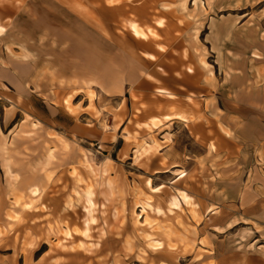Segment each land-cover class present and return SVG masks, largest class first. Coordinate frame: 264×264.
<instances>
[{"label": "rangeland", "instance_id": "1", "mask_svg": "<svg viewBox=\"0 0 264 264\" xmlns=\"http://www.w3.org/2000/svg\"><path fill=\"white\" fill-rule=\"evenodd\" d=\"M196 4L188 17L197 24L196 33L201 22L202 36L208 38L203 55L217 79L213 103L219 107L223 100L234 107L238 97L229 85L233 82L219 97L216 74L226 44L239 41L244 53L247 43L255 41L257 47L246 52L264 50L258 47L264 42V0ZM139 18L153 20L143 27L155 35L145 40L133 36L130 24ZM157 19L162 20L160 29ZM0 21L8 28L0 38V264H249V259L264 264L263 224H247L237 211L230 216L242 221L237 226L224 224L228 214L223 212L214 221L219 226L203 228L199 218L188 219L186 206L168 210L177 195L170 182L174 175L155 171L179 161L161 153L167 142L163 126L129 138L121 158L116 155L121 143H112L111 113L133 117L139 108L161 106L156 98L140 105L133 98L128 105L124 86L138 70L148 77L146 70L153 64L141 52L153 53L161 45L168 51L162 62L174 63L170 52L187 40L183 35L192 31L190 21L186 25L181 19L158 18L154 0H0ZM29 60L34 63L32 77L13 83L15 69L30 72L25 64ZM149 94L142 96L151 101ZM69 95L74 115L65 109ZM187 136L185 130L179 133L176 147L183 151L177 155L183 152L186 159L203 154V146L191 144ZM149 179L158 190L148 186ZM89 187L96 220L86 228L84 196ZM239 188H231L235 201ZM197 189H202L207 210L226 203V196L212 194L205 182ZM147 199L152 206L142 211ZM212 199L219 202L215 207ZM66 226L78 230L74 234L83 246L64 238ZM146 234L163 247L150 248Z\"/></svg>", "mask_w": 264, "mask_h": 264}, {"label": "crops", "instance_id": "2", "mask_svg": "<svg viewBox=\"0 0 264 264\" xmlns=\"http://www.w3.org/2000/svg\"><path fill=\"white\" fill-rule=\"evenodd\" d=\"M196 5V0H154L158 18L181 19L186 25L190 21L192 31L188 29V33L183 35L187 40L174 46L175 53L170 52L175 58L174 63L162 62V56L168 53L164 51V46L160 45L153 53L139 51L144 61L153 63L146 71L150 72L147 73L148 77L153 78L155 82L151 81V78L143 77L138 70L136 77L124 86L129 95L128 105H133V98L136 99L137 105L151 103L156 98V101L160 100L158 103L161 106H150L147 110L139 108V113L133 112V117L131 113L124 115L121 112L117 117L111 113L110 132L112 135L116 134L112 143H121L116 152L118 158H121L127 151L129 138L145 136L150 119L159 118V126L164 128L162 139L167 141L161 153L167 155L169 161L179 162L158 169L155 175L163 172L173 174L174 177L170 180L172 188L177 190V194L179 191L185 192L192 198V203H196L192 210L186 208L188 206L185 203L182 204L183 208L186 206L184 210L188 219L193 222L195 217L199 218L203 228L213 226L211 224L217 227L219 224L214 221L219 214L227 212L228 218L224 224L228 225L230 221V225L237 226L242 221L233 220L230 216L239 211L245 223L264 225V50L257 51V55L249 53V50L246 52L247 49L257 47L255 41L247 43L246 49L243 48L244 53L239 41L225 45V57L216 74V77L221 79L219 97H223L221 89L226 88L230 81L233 82L229 85L236 90L238 102L236 106L230 107L224 105L222 100L221 105L216 107L213 103V86L217 79L212 77L207 54L203 55L208 38L202 36L201 22L196 33L197 24L194 25L188 17V14H191L188 12L195 11ZM148 21L153 22L140 18L133 22L147 30L143 25ZM157 21L159 19L156 23L160 29L163 26ZM6 32L0 38L4 37ZM218 33L221 34L222 30H218ZM260 44L262 45L258 47L264 46L263 41ZM150 54L154 55V58L149 57ZM25 64L30 72L24 75L21 70L15 69L10 76L13 83L32 77L34 71L31 68L34 63L29 60ZM159 88L165 89L173 96L159 93ZM147 91L150 92L151 101L148 96H142V93L147 94ZM226 96L225 94V98ZM196 103H199L201 108H196ZM117 108L118 106L115 110ZM167 115H170V118L167 119ZM182 130L188 134L191 144L200 143L203 146V154L192 153V157L186 159L182 156L183 152L177 155V151H183L176 147L179 143L178 135ZM131 147L133 151L134 146ZM204 182L209 184L212 194L226 196V207L223 204L217 206V210H207V206L200 199L203 197L202 189H197V186H202ZM236 184L240 188L237 190L235 201L231 198V188ZM212 203L215 207V203L219 202L212 199ZM248 262L252 264L250 259Z\"/></svg>", "mask_w": 264, "mask_h": 264}, {"label": "bare ground", "instance_id": "3", "mask_svg": "<svg viewBox=\"0 0 264 264\" xmlns=\"http://www.w3.org/2000/svg\"><path fill=\"white\" fill-rule=\"evenodd\" d=\"M116 1H118V0H109V3L114 4ZM158 23L162 24V20H159ZM130 30H131V33H133V35L135 37L141 38V39H147L151 35H155V33L152 29L149 28L147 30H144L142 27H140L137 23H134V22H132L130 24ZM6 31H7V28L0 21V36H2ZM149 57L154 58V55L150 54ZM157 91L159 93H165L171 97L173 96V95H171L170 92L165 91V89H163V88H159V89H157ZM76 93H78V92H76ZM87 94L89 95V97L93 98V90L89 89ZM64 104H65V109L67 112H70V114H72V115L77 113L76 109H75V104L73 105V96L72 95H69L65 98ZM166 118L167 119L170 118V115H167ZM159 123H160L159 118L153 117L150 119V121L147 123V125L150 129H152V128H157L160 125ZM72 173L75 174V171H73ZM147 183H148V186H150L152 190H154V189L158 190L159 189V187H157V188L153 187L150 179H149V181H147ZM36 192H37V188H33V190L31 191L32 194H35ZM92 196H93V191H92L91 187H89L85 191V196H84L86 199V204L84 206V210H85L86 214H88V220L86 222V228L89 226L90 223H92L96 220V217L93 214L95 209H96L95 208L96 202L92 198ZM149 200L150 199H147L146 201H144L142 203V211L144 209L146 210L147 208H150L152 206ZM183 203H185L187 206L193 205L192 198L190 196H188L185 192L179 191L178 194L176 196H173V198L171 199V201L169 203L170 206H169L168 210L170 212H172L175 209H179L182 207ZM26 207L28 209H31L32 208L31 203L26 204ZM161 211H162L161 209H157V212L161 213ZM140 216H141V213H138L137 214V221L139 220ZM88 230L89 229H86L84 231L85 232L84 234L86 236H88ZM77 232H78L77 229L70 228L69 226H66V227H63V231L61 233H62V235L64 234L65 239L70 240L73 244L79 243L80 246H83L84 243L82 241L77 242L78 238H77V236H75L76 234H74ZM146 238L149 241L148 245L150 248L152 247L154 249H160L163 247V242L151 238V235L146 234Z\"/></svg>", "mask_w": 264, "mask_h": 264}]
</instances>
